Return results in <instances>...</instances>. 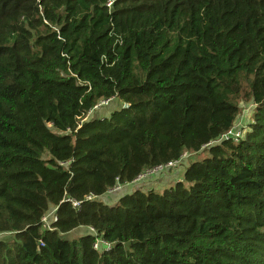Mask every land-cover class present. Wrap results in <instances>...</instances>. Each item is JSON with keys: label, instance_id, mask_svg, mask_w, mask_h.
Masks as SVG:
<instances>
[{"label": "trees", "instance_id": "obj_1", "mask_svg": "<svg viewBox=\"0 0 264 264\" xmlns=\"http://www.w3.org/2000/svg\"><path fill=\"white\" fill-rule=\"evenodd\" d=\"M112 1L0 0V264H264V0Z\"/></svg>", "mask_w": 264, "mask_h": 264}, {"label": "built area", "instance_id": "obj_2", "mask_svg": "<svg viewBox=\"0 0 264 264\" xmlns=\"http://www.w3.org/2000/svg\"><path fill=\"white\" fill-rule=\"evenodd\" d=\"M38 2H40L41 0H37ZM113 3L112 0H109V2L107 3L108 6H111ZM115 101V97H111V98H107V99H102L100 100L89 112L87 115L88 117H91L92 115H94V113L96 111H103L105 108H107L108 106L112 105V103H114ZM86 118V119H87ZM243 136V131L242 129L239 128H232L231 130H229L227 133H225L221 140H233L235 142L239 141V139ZM188 157V154L183 155V157L179 160V161H170L168 163L165 164H161V165H157L153 168L147 169L145 171H143V173L141 175H139L132 183V185H136L139 183H145L146 181L152 179L153 177H158V176H164L167 175L168 173L171 172L172 169L176 168L179 164H181V162ZM131 185V184H130ZM126 184H120L117 183L116 186L111 189L109 192L110 193H114L117 191H121V189H123L124 187H126ZM93 198H95V195L90 194L87 195V197L85 198V200L89 201L92 200ZM69 202L72 203L73 207L79 209L82 205V202L79 200H75V199H67ZM57 210L58 207H51L41 218V223L42 226L45 229H48L50 231L54 230V225L56 222L59 221V216L57 214ZM81 231V233H88L91 234L95 237L94 239V243H93V248L100 252V253H104V252H108L109 250L112 249L113 245L111 243H109L108 241H106L105 239H103L101 236L98 235L97 230L94 227H88V228H84V229H79ZM41 245H43L42 242H40Z\"/></svg>", "mask_w": 264, "mask_h": 264}, {"label": "rangeland", "instance_id": "obj_3", "mask_svg": "<svg viewBox=\"0 0 264 264\" xmlns=\"http://www.w3.org/2000/svg\"><path fill=\"white\" fill-rule=\"evenodd\" d=\"M122 104H123V101L120 100L119 98H117L116 101H114V103H112V105L108 106L107 108H105L103 110L104 113L102 111H99L97 116H102L104 114H107L109 116L110 113L113 110H115L117 108H120ZM241 108H242V111H241V113H240V115L238 117L236 128L242 129V131L244 132L245 129H246V127H247V125L252 120V113H253L254 106L251 103H249V102H243V103H241ZM205 155H206V152H204L202 155L197 156V157L190 156L189 157V161H192V160L197 159V158H202ZM181 170L182 169H180V171ZM177 178H178V174H177L176 178H174V180L177 179ZM163 185L166 186L165 184H163ZM150 187L152 188V186H150ZM154 188H156L157 190H159V187H154ZM106 195H110V194L107 193L104 196H106ZM106 198L107 197H104V199H106ZM104 201L106 203L111 202V201H108V200H104ZM79 233H81V231H79V230H73L71 232L66 233L64 236L66 238H68V239H74L75 237H78Z\"/></svg>", "mask_w": 264, "mask_h": 264}, {"label": "crops", "instance_id": "obj_4", "mask_svg": "<svg viewBox=\"0 0 264 264\" xmlns=\"http://www.w3.org/2000/svg\"><path fill=\"white\" fill-rule=\"evenodd\" d=\"M177 176V173L175 172H172L170 175L166 176H161L160 179H152L150 180L149 182L145 183L146 185H144L145 187L147 186H152V188L154 187H159V190H162L164 187L166 186H169L171 184H173V182L176 180H174V178H176ZM178 179V178H177ZM163 184H165L166 186H164ZM130 189H126V187H124L123 189H121L120 192H114L112 193V195H106V199L108 201H111V202H108L109 204H113L115 203L116 201H118V199L126 194V193H130Z\"/></svg>", "mask_w": 264, "mask_h": 264}]
</instances>
